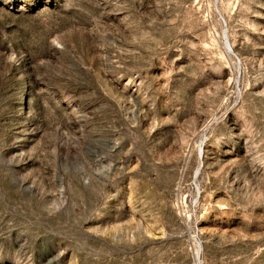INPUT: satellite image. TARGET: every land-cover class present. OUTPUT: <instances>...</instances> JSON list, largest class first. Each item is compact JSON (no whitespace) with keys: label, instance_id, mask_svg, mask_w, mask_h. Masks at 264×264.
<instances>
[{"label":"rangeland","instance_id":"374dc122","mask_svg":"<svg viewBox=\"0 0 264 264\" xmlns=\"http://www.w3.org/2000/svg\"><path fill=\"white\" fill-rule=\"evenodd\" d=\"M0 264H264V0H0Z\"/></svg>","mask_w":264,"mask_h":264},{"label":"bare ground","instance_id":"6f19581e","mask_svg":"<svg viewBox=\"0 0 264 264\" xmlns=\"http://www.w3.org/2000/svg\"><path fill=\"white\" fill-rule=\"evenodd\" d=\"M230 52H231V49H230ZM231 54H232V52H231Z\"/></svg>","mask_w":264,"mask_h":264},{"label":"water","instance_id":"95a60500","mask_svg":"<svg viewBox=\"0 0 264 264\" xmlns=\"http://www.w3.org/2000/svg\"><path fill=\"white\" fill-rule=\"evenodd\" d=\"M232 52V51H231ZM233 54V53H232Z\"/></svg>","mask_w":264,"mask_h":264}]
</instances>
